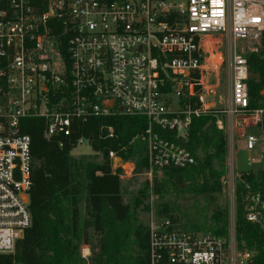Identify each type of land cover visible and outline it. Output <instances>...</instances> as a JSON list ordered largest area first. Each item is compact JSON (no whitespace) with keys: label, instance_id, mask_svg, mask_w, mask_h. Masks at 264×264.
I'll return each mask as SVG.
<instances>
[{"label":"built area","instance_id":"obj_1","mask_svg":"<svg viewBox=\"0 0 264 264\" xmlns=\"http://www.w3.org/2000/svg\"><path fill=\"white\" fill-rule=\"evenodd\" d=\"M263 34L264 0H0V255L14 254L32 225L34 158L25 120L43 119L49 140L71 138L91 118L142 117L146 129L136 140L146 144L150 169L164 171L196 165L186 146L193 120L223 114L251 120L243 141L257 153L239 169L234 139H227V232L185 230L153 212L149 261L254 264L257 252L237 238L236 193L242 183L245 219L264 233V109H250L249 64L236 47L261 46ZM217 36L233 44L219 65L209 49ZM224 64L226 103L215 84ZM106 132L115 135L112 127ZM252 175L256 186L245 178Z\"/></svg>","mask_w":264,"mask_h":264},{"label":"trees","instance_id":"obj_2","mask_svg":"<svg viewBox=\"0 0 264 264\" xmlns=\"http://www.w3.org/2000/svg\"><path fill=\"white\" fill-rule=\"evenodd\" d=\"M261 44L259 52L247 56L251 110L264 109V34ZM109 127L115 131L112 138L107 136ZM45 129V121L41 118L23 122V131L32 138L34 158L29 207L32 225L17 243L15 254L0 255V264H150L148 230L138 223L131 208L123 203L119 177L123 170L113 169L109 158L110 152H115L126 162L137 155L140 160L144 158L145 145L132 141L145 131V119L127 116L91 118L78 124L69 139L60 136L48 140L44 137ZM79 139L87 140L93 151L102 155V164L85 163L71 155ZM186 146L196 157L197 164L164 170L163 185H156L155 191L162 198L169 194V188H173L178 197L181 194L190 195V199L202 196L207 209H213L212 225L207 227L205 222L202 226L193 224L189 229L180 227L194 232L225 234L229 226V209L218 206L217 197L222 192L221 177L225 173L226 137L217 130L212 116L201 117L193 120ZM245 178L253 186L257 185L254 175ZM258 178L264 181V177ZM243 192L244 185L239 183L236 193L237 238L257 252L254 264H264V233L246 221ZM83 196L86 214L91 220H86L82 228L78 205ZM174 211L168 203L157 206L159 216L178 224ZM89 228L95 230L98 240L96 245L91 244L92 255L86 261L81 257L79 241L81 232L84 243H91L87 234Z\"/></svg>","mask_w":264,"mask_h":264},{"label":"rangeland","instance_id":"obj_3","mask_svg":"<svg viewBox=\"0 0 264 264\" xmlns=\"http://www.w3.org/2000/svg\"><path fill=\"white\" fill-rule=\"evenodd\" d=\"M215 45L210 46V51L212 53L213 59L216 60L217 64H221L222 60H229V52L228 50L232 48L233 44L227 39L225 36H217L214 38ZM207 41V39H205ZM262 47L254 43H245L238 44L237 51L247 58L249 54L257 53L260 51ZM257 50V51H256ZM223 69V70H222ZM213 77L211 78V80ZM214 81V80H213ZM218 84V95L219 99L226 103L227 93H228V77L226 71V64L224 67L220 69V73L218 74L217 80H215V84ZM209 99L214 98V96L207 95ZM206 117V116H203ZM202 117V118H203ZM215 119V126L217 130L222 132L226 140L229 139V136H232L235 144V152L234 158L237 163V167L247 168L246 163L247 160L251 157H255L257 155L256 152L248 153L244 146L243 134L246 131H249L247 127L248 124L251 123V120H243V119H235L230 121L223 114H218ZM220 120L223 122L224 129H219L217 125V121ZM139 142L144 146V151L142 152L143 157L140 160V156L137 155L130 162L123 161L122 165L127 163L128 165L124 168L121 167L123 172L119 175L121 182V196L123 203L128 205L133 214L137 217L138 223L142 224L147 229V220L148 217L155 212L157 214V206L161 203L170 204L175 211L174 217L177 218L179 226L185 229L191 228L193 224H197L202 226L205 222L208 225H212L213 223V209L208 210L207 203L202 196H199L197 199H190V195L181 194L179 197L177 193H175L173 188H169V194H164L163 198L160 194L155 191L156 185H163V172L159 170H151L147 161V147L146 144L142 141L136 140V137L133 139L134 142ZM71 155L78 159L82 160L85 163H93V164H102L103 159L100 153H96L93 151L91 145L87 141H83L82 144H79L77 148H75ZM230 159V150L227 140V157L225 161V173L223 176H227L228 174V160ZM216 169L220 170L221 168L216 166ZM222 170V169H221ZM152 173L150 176L149 174ZM222 176V177H223ZM221 177V179H222ZM222 185V184H221ZM81 203L78 205L79 208V222L81 223V227L83 228V223L86 220H91L86 214V201L85 196L82 197ZM217 205L220 207H228L229 209V217L231 216L232 209V200L231 196L228 192L226 185H222V192L217 197ZM158 215V214H157ZM203 218V219H202ZM207 220V221H206ZM208 230V229H206ZM90 244H85L82 233L80 232V254L81 257L88 261L92 255V245H96L98 234L95 232L93 228H89L87 231ZM24 238V237H23ZM22 240V239H21ZM92 244V245H91ZM88 248L90 250V255L86 258L83 257V250ZM15 254V253H14Z\"/></svg>","mask_w":264,"mask_h":264},{"label":"water","instance_id":"obj_4","mask_svg":"<svg viewBox=\"0 0 264 264\" xmlns=\"http://www.w3.org/2000/svg\"><path fill=\"white\" fill-rule=\"evenodd\" d=\"M51 15H52V11H50ZM214 105V104H213ZM123 159L121 157H116L114 160H113V169H118V168H124L125 166H127L128 164L125 163L123 164ZM25 201L28 202V199L25 198Z\"/></svg>","mask_w":264,"mask_h":264},{"label":"crops","instance_id":"obj_5","mask_svg":"<svg viewBox=\"0 0 264 264\" xmlns=\"http://www.w3.org/2000/svg\"><path fill=\"white\" fill-rule=\"evenodd\" d=\"M90 255V250L88 248H85L83 250V257L87 259V257Z\"/></svg>","mask_w":264,"mask_h":264}]
</instances>
